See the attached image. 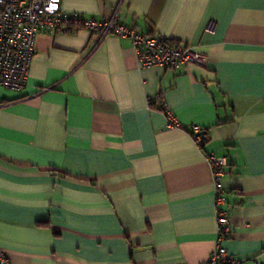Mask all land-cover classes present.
Returning <instances> with one entry per match:
<instances>
[{
  "label": "crops",
  "instance_id": "crops-1",
  "mask_svg": "<svg viewBox=\"0 0 264 264\" xmlns=\"http://www.w3.org/2000/svg\"><path fill=\"white\" fill-rule=\"evenodd\" d=\"M61 7L118 11L207 63L143 67L130 38L38 33L26 88L0 86V248L11 262L203 264L217 246L215 155L228 160L223 244L232 264H264V0Z\"/></svg>",
  "mask_w": 264,
  "mask_h": 264
},
{
  "label": "built area",
  "instance_id": "built-area-1",
  "mask_svg": "<svg viewBox=\"0 0 264 264\" xmlns=\"http://www.w3.org/2000/svg\"><path fill=\"white\" fill-rule=\"evenodd\" d=\"M62 0H0V86L22 92L28 83L30 67L35 55V41L40 31L71 32L85 28L90 33L117 35L130 38L143 67L164 66L178 69L191 64L206 65L207 55L189 45L175 43L162 35L146 34L136 27L122 23L118 11L108 19L67 14L62 10ZM213 30V25L208 26ZM164 101V96L162 97ZM170 125L179 126L176 117L167 109ZM200 145L206 142L204 129L199 125L189 128ZM215 183V206L218 225L216 249L203 264H226L238 261L223 242L232 230L227 204L224 176L226 157L209 155ZM0 264H13L0 248ZM186 264V263H181Z\"/></svg>",
  "mask_w": 264,
  "mask_h": 264
},
{
  "label": "trees",
  "instance_id": "trees-1",
  "mask_svg": "<svg viewBox=\"0 0 264 264\" xmlns=\"http://www.w3.org/2000/svg\"><path fill=\"white\" fill-rule=\"evenodd\" d=\"M162 97H163V95L160 96L161 99H162ZM160 108L162 109L163 112H167V110H166V109H167L166 106H165V107L162 106V107H160ZM205 139H206V141L208 140V137H207L206 134H205ZM203 145H204V144H203ZM226 264H231V263H226Z\"/></svg>",
  "mask_w": 264,
  "mask_h": 264
},
{
  "label": "water",
  "instance_id": "water-1",
  "mask_svg": "<svg viewBox=\"0 0 264 264\" xmlns=\"http://www.w3.org/2000/svg\"><path fill=\"white\" fill-rule=\"evenodd\" d=\"M203 134L205 135V132H203Z\"/></svg>",
  "mask_w": 264,
  "mask_h": 264
}]
</instances>
